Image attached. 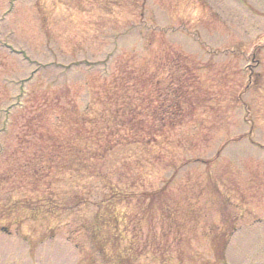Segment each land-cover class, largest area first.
I'll list each match as a JSON object with an SVG mask.
<instances>
[{"label": "rangeland", "instance_id": "rangeland-1", "mask_svg": "<svg viewBox=\"0 0 264 264\" xmlns=\"http://www.w3.org/2000/svg\"><path fill=\"white\" fill-rule=\"evenodd\" d=\"M0 264H264V0H0Z\"/></svg>", "mask_w": 264, "mask_h": 264}]
</instances>
